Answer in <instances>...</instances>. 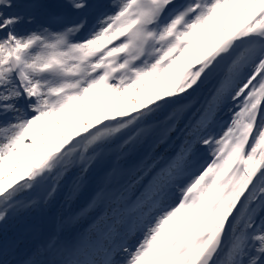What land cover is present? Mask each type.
Segmentation results:
<instances>
[{"label": "snow or ice", "instance_id": "obj_1", "mask_svg": "<svg viewBox=\"0 0 264 264\" xmlns=\"http://www.w3.org/2000/svg\"><path fill=\"white\" fill-rule=\"evenodd\" d=\"M89 187L0 264H264V0H0V227Z\"/></svg>", "mask_w": 264, "mask_h": 264}, {"label": "rangeland", "instance_id": "obj_2", "mask_svg": "<svg viewBox=\"0 0 264 264\" xmlns=\"http://www.w3.org/2000/svg\"><path fill=\"white\" fill-rule=\"evenodd\" d=\"M207 159L208 154L206 151H202L200 159ZM91 187L86 189L84 193L74 202H72L70 205L64 203V197L61 193L55 201H53L51 204H53V209L55 211V217L57 218L60 215H66L71 212H76L79 210L80 207L84 206L87 202L88 198L91 195ZM50 204V205H51ZM50 205L47 207L49 208ZM45 208V209H47ZM32 212V215L29 217L26 221H18L16 224L10 226L9 223L6 225L0 227V239H7L9 241L15 240L18 244V250L16 259H23L24 255L32 249L36 244L40 243L44 240V235L42 234L39 221L37 218L41 214V209H33L30 210ZM30 220V223L28 221ZM18 229L20 232L18 234L13 233L12 229ZM7 232H4V231ZM31 230H34L35 232L31 235Z\"/></svg>", "mask_w": 264, "mask_h": 264}, {"label": "water", "instance_id": "obj_3", "mask_svg": "<svg viewBox=\"0 0 264 264\" xmlns=\"http://www.w3.org/2000/svg\"><path fill=\"white\" fill-rule=\"evenodd\" d=\"M55 219L56 217L53 212H45L44 209H41L40 224L44 235H48L52 231Z\"/></svg>", "mask_w": 264, "mask_h": 264}, {"label": "bare ground", "instance_id": "obj_4", "mask_svg": "<svg viewBox=\"0 0 264 264\" xmlns=\"http://www.w3.org/2000/svg\"><path fill=\"white\" fill-rule=\"evenodd\" d=\"M103 3H108V0H102ZM204 158L201 159L199 162L200 163H203L204 162ZM32 215V212L29 210V211H26V212H23L21 213L19 216L13 218V219H10L8 221V223L10 224V226L16 224L18 221H26L29 219V217ZM28 223H30V220L28 221ZM13 230V233L15 234H18L20 231L18 229H12ZM4 232H7L6 230ZM35 231L34 230H31L30 234L32 235Z\"/></svg>", "mask_w": 264, "mask_h": 264}, {"label": "trees", "instance_id": "obj_5", "mask_svg": "<svg viewBox=\"0 0 264 264\" xmlns=\"http://www.w3.org/2000/svg\"><path fill=\"white\" fill-rule=\"evenodd\" d=\"M52 206H53V204H51V205H50V208H49V209H51V208H52ZM47 209H48V208H47ZM43 238H44V239H46V238H47V236H44Z\"/></svg>", "mask_w": 264, "mask_h": 264}]
</instances>
